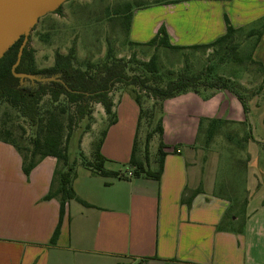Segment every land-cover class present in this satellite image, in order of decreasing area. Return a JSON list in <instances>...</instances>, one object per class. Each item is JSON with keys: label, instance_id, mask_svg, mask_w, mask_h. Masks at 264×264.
Masks as SVG:
<instances>
[{"label": "crops", "instance_id": "1", "mask_svg": "<svg viewBox=\"0 0 264 264\" xmlns=\"http://www.w3.org/2000/svg\"><path fill=\"white\" fill-rule=\"evenodd\" d=\"M145 1L150 2L132 9L129 43L145 44L165 27L170 43L182 47L174 52L187 55L202 50L193 46L224 36L227 16L237 29L233 39L244 34V48L252 41L250 57L264 73V32L261 37L250 33L264 25V0ZM255 25L261 28H251ZM189 63L185 67L191 70ZM260 94L252 96L259 100ZM113 100L114 122L105 131L100 154L104 169L122 177L77 165L72 186L91 207L77 199L67 203L54 245L60 198H45L57 160L43 159L26 176L21 152L0 140V264H264V138L252 130L264 116L253 117L250 104L246 114L228 91L188 92L165 102L163 135H154L147 152V129L144 149L138 145L141 107L134 95L124 92ZM210 120L217 123L207 140ZM241 123L251 137L245 141L244 130L227 133L234 137L233 150L219 128H242ZM203 128L206 138L201 140ZM135 141L136 160L147 170L157 174L162 162L159 180L134 175L130 162ZM160 142L165 145L163 158ZM84 144L93 162V146L89 144L88 154ZM225 151L231 153L230 166ZM238 170L245 171V177L239 178ZM256 200L260 205L252 208Z\"/></svg>", "mask_w": 264, "mask_h": 264}, {"label": "trees", "instance_id": "2", "mask_svg": "<svg viewBox=\"0 0 264 264\" xmlns=\"http://www.w3.org/2000/svg\"><path fill=\"white\" fill-rule=\"evenodd\" d=\"M173 1L176 0L170 2ZM148 4L126 3L123 8H119L117 11L122 14L127 37L132 19V9L135 6H146ZM60 9L61 7L56 13ZM225 21L227 33L224 36L210 44L193 46L192 49H211L220 44L232 42L237 29L232 26L227 16H225ZM263 32L264 25L260 30H254L250 33L261 37ZM23 42L24 37H21L0 59V106L6 103L17 110L19 115L29 123L32 148L28 154H24L16 141L11 138L9 131L6 132L7 136L0 137V140L18 148L23 155V170L27 175H30L31 171L43 159L53 157L57 160L58 164L54 173L51 191L45 198L47 200L54 197L60 198V220L51 239V244L53 245L57 243L60 236L67 203L70 200L77 199L83 205L91 207L90 204L77 197L72 186L77 176L76 167L79 164L77 158L72 159L74 155H78L82 166L90 168L101 175L116 178L122 177V174L109 172L103 167V157L100 154V150L106 135L105 131L102 133V138L98 142L93 143V162L86 157L83 151L82 134L79 135L77 133V129L81 127L84 129L83 133L91 130L94 122V104L102 105L110 123L114 122V100L112 94L117 85L134 87L137 91L134 97L141 107L139 126L145 117L149 121L146 139L147 152L154 135L159 134L161 137L163 135L164 104L169 99L188 92L228 91L238 98L245 113L248 114L249 112L248 96L240 90L232 79L222 76L207 77L210 75L207 69L198 73L186 70L177 74L176 77L174 71H169L167 75H163L160 71L156 54L148 61H141L135 57L129 58V60L118 59L109 53L106 60L102 63L88 62L84 68L76 65L77 55L75 50L71 49L67 54L57 52L54 65L50 68L40 69L36 65L34 50L30 49L29 43H27L24 47L20 64L13 71ZM130 44L154 47L156 49L165 48L172 51L182 49V47L173 46L170 43L165 27H161L158 34L145 44L132 42ZM249 59L252 64L256 65L250 55ZM15 73L34 75L40 78L57 77L62 82L49 81L43 83L29 79L22 80ZM143 95L152 100L151 108L145 109ZM47 98L52 108H46L45 99ZM62 101H65V103ZM57 104L62 105V113L68 115L67 124L64 122L63 115L57 113V108L53 107V105ZM216 123L217 121L215 120L209 121V138L212 137L211 132L215 130ZM241 125L243 128H247L245 123H241ZM244 132V140L247 141L251 137V133L248 128ZM136 148L137 141H135L130 162L131 167L135 168L134 175H145L159 180L162 173V162L158 173L153 174L136 160ZM164 148L165 145L160 142L159 153L161 158L166 155ZM189 205H191V201ZM244 224L245 219L242 226Z\"/></svg>", "mask_w": 264, "mask_h": 264}, {"label": "rangeland", "instance_id": "3", "mask_svg": "<svg viewBox=\"0 0 264 264\" xmlns=\"http://www.w3.org/2000/svg\"><path fill=\"white\" fill-rule=\"evenodd\" d=\"M141 4L149 3L145 0H68L65 2L58 13H50L39 20V22L31 30L28 42L30 49L34 50L36 65L40 69L50 68L54 65V60L57 52L67 54L71 49L75 50L77 55L76 65L85 68L88 62L102 63L106 60L108 54L114 58H129L135 57L137 60L148 61L154 54L157 55V61L160 71L163 75H167L169 71L177 74L190 70V67H185L187 63L193 64L191 70L193 73H198L200 70L210 73L207 77H216L219 75L231 78L240 90L246 94L250 108L254 115L259 118L264 116V76L257 65L252 64L249 59V47L252 43L246 42L243 38L233 40L232 42L220 44L211 49H202L199 51L188 52L183 55L180 52L168 50H155L152 47H143L132 45L127 38V32L124 26L122 14L117 12L119 8H123L126 3ZM251 28L260 29L261 25H255ZM248 48V49H246ZM183 66V68H181ZM187 70V71H188ZM235 80H234V79ZM263 90V91H262ZM128 92L133 95L137 94L134 87H125L121 84L117 85L113 91L112 97H120L122 93ZM135 92V93H134ZM254 92H260L259 100L252 96ZM65 103V101H62ZM143 103L145 109L152 106V100L144 97ZM46 108H52L48 98L45 99ZM57 113L63 115L65 124H67L68 115L62 113V105H53ZM68 109V108H67ZM69 110V109H68ZM94 122L91 130L84 132V129L78 128L77 133L85 141L84 147L86 153H91V146L102 138V133L109 128V120L105 118V110L102 105L94 104ZM105 118V119H104ZM105 120L102 123V120ZM148 118L142 122L139 128L138 145L144 149L146 129L148 130ZM208 127V123H207ZM246 128V127H245ZM240 128L233 124H228L220 127L218 130L222 133V140L235 147V140L227 137V133L233 135L236 130H246L248 128ZM249 129V128H248ZM103 130V131H102ZM206 129L201 132V140H204ZM233 130V131H231ZM253 133L256 136L264 138V121L257 120L253 124ZM11 133V138L16 141L18 147L24 154H28L31 150L30 136L31 128L29 123L23 119L17 110L11 108L6 103L0 106V137H6V132ZM208 132V129H207ZM106 136V135H105ZM221 139L220 137L217 140ZM208 140V134H207ZM233 142V144H231ZM217 142V146L219 147ZM158 147V140L155 139L151 146V151L155 153ZM225 164L229 165L231 153L224 152ZM80 159L78 155H74L72 159ZM78 164V165H79ZM24 171V170H23ZM239 171V170H238ZM239 172H242L239 171ZM25 173V172H24ZM26 176H29L25 173ZM238 177H245V171L238 173ZM257 200L253 202L252 208L258 204ZM264 206L260 216L264 215ZM259 216V215H258ZM257 217L261 218V217ZM264 218V217H263Z\"/></svg>", "mask_w": 264, "mask_h": 264}, {"label": "water", "instance_id": "4", "mask_svg": "<svg viewBox=\"0 0 264 264\" xmlns=\"http://www.w3.org/2000/svg\"><path fill=\"white\" fill-rule=\"evenodd\" d=\"M68 0H0V59L18 41L24 37L18 60L13 71L20 64L24 47L31 30L44 16L56 12ZM22 80L49 82L60 81L57 77L40 78L34 75L18 74Z\"/></svg>", "mask_w": 264, "mask_h": 264}, {"label": "built area", "instance_id": "5", "mask_svg": "<svg viewBox=\"0 0 264 264\" xmlns=\"http://www.w3.org/2000/svg\"><path fill=\"white\" fill-rule=\"evenodd\" d=\"M130 175H131V173H130Z\"/></svg>", "mask_w": 264, "mask_h": 264}]
</instances>
